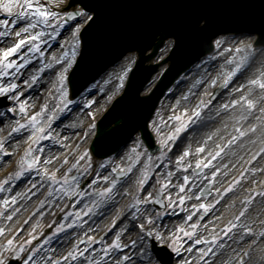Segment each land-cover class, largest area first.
Segmentation results:
<instances>
[{
  "label": "bare ground",
  "instance_id": "1",
  "mask_svg": "<svg viewBox=\"0 0 264 264\" xmlns=\"http://www.w3.org/2000/svg\"><path fill=\"white\" fill-rule=\"evenodd\" d=\"M55 2L61 14L73 10V8H66L63 0H55ZM79 7L80 5L75 4V8ZM84 19L86 17H83L82 21ZM18 20L10 23L8 31H19L30 22L22 20L18 23ZM74 25L76 24L72 26ZM4 27L3 24L0 26L1 29ZM75 28L77 29V26ZM34 30L36 28L28 34L32 35ZM76 35L77 31L71 27L60 36L58 44L49 45L46 40L40 50L43 56L46 55L44 60L36 63L30 60L29 67H21L16 75H6L4 78L0 76V81L4 79L6 82L7 78L15 81L14 98L17 101L22 99L25 101V104L29 106L26 107L28 113L38 112V101L42 99V95H48L52 91L59 96L56 99L63 103L60 108H55L47 115L36 113L33 121L24 128H18L15 119L13 120L9 113L0 111V143L4 139L7 140V146L1 148V152L4 153L0 156V172L6 168L8 173L15 168V161L19 155L28 147L35 145L37 146L36 157L39 158L38 168L44 169V172H46L45 169L47 172L55 169L59 174L67 166L72 165L79 152L89 147L95 134L92 117L100 116L103 105H106L113 89L117 88L115 85L119 81V74L121 72L123 74L128 64L136 58V54L131 53L127 55L125 61L118 63V66H112L111 71L106 72V75L101 78L99 89L91 91L81 102L70 104V100L67 97L65 99L68 91L65 89L67 93L62 95V91L54 87L57 82V73L66 69L69 63L66 64V60H62L61 55L65 52L60 49L70 46ZM43 38L41 36L39 41ZM245 38L244 35H227L222 38L219 49H216V56L203 59L199 66H195L189 74L182 76L175 87L168 91L166 99L161 104L160 113L162 114L159 118L165 121L161 143L164 150L171 148L167 151L169 154L167 166L171 167L165 171V176L171 172L172 180L165 179V182L172 185L169 187L172 197H176L178 201L182 200V204L173 210L169 209L158 229L162 237L169 236L172 228L175 230L178 227H185L186 224H198L196 229L199 230V234L194 231L196 235L193 236L191 242L179 246L181 258L178 262L180 264H236L239 258H243L245 264H264V195H262L264 193V151H262L264 149V112L260 110L264 109V89H261L259 83H249L254 79L264 81V49L255 47L252 51L248 50L249 55L243 57V52L253 40V37L247 41ZM16 39L14 36V41H8L7 36H0V49L11 46ZM39 41L37 42L41 44L42 42ZM236 43L238 44L235 45ZM22 50L23 48L21 52ZM19 54L16 55L19 56ZM241 60L244 63L240 70L236 71L235 65ZM229 71L234 73L230 78L228 77ZM33 76L36 77L35 80L31 78ZM213 80L216 83H212ZM218 83L224 85L221 96L211 97L212 102L205 106L200 104L201 93L205 94L210 87ZM241 85L244 87L241 88ZM104 95H106L105 98ZM241 96L253 100L256 107L249 106L246 100L240 99ZM89 100L94 103L90 105ZM232 101H237V103L231 104ZM229 104H231L230 107H225ZM196 109L200 111L198 116L193 115ZM182 114L187 117L183 122L186 126L179 133L176 132L169 137L173 126L167 124H170L172 118ZM253 125L255 128L249 131ZM17 128L18 130H14ZM41 129H43L42 132ZM240 132L244 135L241 136ZM42 134L49 137L47 141L41 140ZM139 137L138 134L130 145L115 157L120 160L130 155ZM221 149L223 151H220ZM186 152L188 155H185ZM217 152L219 155H216ZM3 156L6 158H2ZM89 156L94 163L97 162V156L93 154ZM180 156L184 157L182 163L177 162ZM198 160L208 169L206 168L201 180L195 182L185 173V170L189 168L188 166L185 169V163L195 164ZM209 160L212 161L211 164L207 163ZM81 163L82 161L78 162V164ZM142 167L143 163L134 166L126 180H119L114 187V195L109 200L95 207L90 203L85 204L83 207L90 209L91 212L82 217L84 224L70 232L61 231V234L45 249L42 256L38 257V263L46 261V264H49L52 259L58 260L61 256H68L67 253L65 254L68 247L65 250L64 247L74 248V241L82 233L88 236L90 232L85 231L88 226L94 235L109 226L106 231L109 233V242L113 240L114 235L120 233L121 242L127 247L110 251L109 257L101 258L97 260L98 262L93 255L88 253L87 257L76 260L74 264H82V261L86 264H93V262L112 264V261L125 254L130 256V260L125 264H152L153 257L147 254V251L145 255H139V249L144 247L145 243V240L140 241L139 238L142 231L140 225L146 221V217L147 219L149 216L152 217V208L145 209L144 204L141 203L137 212L134 213L126 210V202L122 203L127 189L135 194L139 192L137 188L139 186L142 190L140 195L143 197L153 188L155 180L147 183L144 181L141 184L143 179H139L138 175ZM159 169L160 166L156 169V174L160 177ZM242 169L247 170L251 177L242 176L240 173ZM79 171L81 173L80 169ZM213 172H216L215 177L212 176ZM91 174L92 184L94 177L96 182L103 181V177H108L109 173L103 168L102 171H93ZM40 177L22 175L16 185L0 190V199H9V206L0 212L2 213L0 214V230H4L6 241L20 227H22L21 233L27 231L31 223L41 219L44 211L47 213L51 211L49 205L52 204L51 208H57V204L63 198L50 190L49 184L44 186L47 182L45 178ZM201 181H212L215 190L214 195L206 201L210 213L203 221L198 220L197 214L193 216L197 207L202 208V203L198 199ZM11 197L16 198L14 203ZM181 197L183 199H180ZM13 224H15L13 230L9 232ZM222 227H228L225 229L227 231H224L226 234H217ZM245 228H251L252 231L246 232ZM215 234L219 240L212 247L208 242L215 237ZM133 241H135V246L132 244ZM1 249L0 246V251ZM209 249L210 254H208ZM201 256L204 257L203 260Z\"/></svg>",
  "mask_w": 264,
  "mask_h": 264
},
{
  "label": "rangeland",
  "instance_id": "2",
  "mask_svg": "<svg viewBox=\"0 0 264 264\" xmlns=\"http://www.w3.org/2000/svg\"><path fill=\"white\" fill-rule=\"evenodd\" d=\"M5 2H7V0H0V4L5 3ZM39 2L46 3L51 8L52 11L57 12L59 14V19L55 23L51 24L50 26L43 27V28L36 27V30L32 31L36 33H42L41 36L44 37L43 40L39 41V42H42L41 44L37 42V45L39 48L38 51L29 52L30 44H25L19 56H17L18 54L17 55L14 54L12 55V57H10V59H16L17 64L21 65V67H24V68L29 67L30 60L31 62L36 63V62H39L45 59L46 55L44 54L43 56V54L40 53V50H42L41 47L43 43L46 42V40L49 43V45L58 44L60 34L61 33L63 34L65 30L71 27L75 31L76 28L74 29V27L77 26V24L78 25L81 24L80 20H82L83 18V17H75L70 20H66L65 14L59 13L60 9L56 7L55 0H39ZM21 3L23 4V0H21ZM14 20H18V23L22 20L30 21L29 17L18 14V10L16 13L9 15L8 13L4 12L2 8H0V21L9 22L7 25H4L5 27L3 29L0 28V32L9 30L10 23ZM73 24H76V25L72 26ZM1 25L2 24H0V26ZM53 29L55 30L54 32H53ZM225 36L226 35H224V37ZM244 36L246 37L245 38L246 41L250 40L253 37L251 44L248 45L246 50L243 52V57H246L247 55H249L248 50L252 51L254 50L255 47H258V45L254 44L256 35H244ZM7 39L8 41L9 40L14 41V35L9 34L7 36ZM221 39L222 38H219V39L217 38L215 40V48L217 50L219 49V47L216 46L217 42L219 43L222 42ZM237 44L238 43H236L235 45ZM79 47H80V41H79V35L77 34L75 36V42L73 40V43L70 46H65V48L63 47L62 50L60 49V51L65 52V54L62 53L61 55L62 60H66L67 62H69L67 65L66 71H65L66 79L62 83L59 80V74L61 72L57 73L56 75L57 82L55 84L54 89L56 88L57 90H61L62 95H66L67 93L66 92L67 87H68L67 74L74 62V59L76 57ZM73 51H75V55H73ZM215 56H216V53L214 52V54H210L209 57H204V59H209ZM25 57H27V63H24ZM131 65L132 63L129 64L128 68L125 69V72H123V74L122 72L119 74L120 75V77H118L119 81L115 85L117 86V88L113 89L114 91L111 94V96L108 97L106 105H103V109H105L111 103L115 95L118 92H120L121 89L123 88L124 81L127 76V72L129 68L131 67ZM18 71L19 70H17L16 67H13L12 69H8L9 74H5L1 77L4 78L6 75L7 76L16 75ZM121 77H123L122 86H120ZM1 82H3V84ZM100 82H101V79L99 80L98 83H94V86H91L89 91L85 93L82 97H80L78 100H77V97L72 98L69 95L68 96L66 95L65 99L68 98L70 100L69 101L70 104L79 103L83 99H85L91 91H95L96 89H99L100 87L98 86ZM9 84H15V81L14 80L11 81L9 78L6 79V82L4 79L0 81V86H7ZM171 89L172 88H170V90ZM209 89H208L209 91L206 92L205 94L202 92L203 93L202 95L201 93V97H200L201 103L200 104H202L203 106L210 104L212 102L211 97L213 95L219 98L224 89V85L223 83H218L215 86L210 87ZM13 93H14L13 89H11L8 93H6L7 94L6 103L0 105V111L5 112L6 114L9 113L11 117H13V120L15 119L16 125L19 126L18 128H24L30 122H32L33 117L35 118L36 116V113H39L41 115H47V113H49L50 111L54 110L55 108H60V106L63 105V103H61L62 101H58L56 99V98H59V96L54 91H52L48 95L47 94H45L44 96L42 95L41 97L42 99L38 101V105H37L38 112L28 113L26 107H29V106L25 104V101L23 99L21 101H17V99L15 100ZM3 94L5 93H0V95H3ZM105 97L106 95H104V98ZM218 98H216V100ZM21 104L24 105L23 109H21L20 107ZM15 111H18V113L16 114ZM160 111H161V105L159 107V110L156 113L155 119L151 123L150 129L151 131L155 133V136H156V139H158L160 148H162L161 155H156L155 153L154 154L149 153L144 142L139 139L137 142V145H135V147L133 148L134 149L133 152L132 151L130 152V155L128 156L126 155L125 157H122L120 160H118V158H116L114 155L113 159H110L107 161H104V159H97V162L94 163L93 159L89 156V150L87 148H84L81 152H79V155L74 158L72 165L67 166L64 170L62 168L61 170L63 171H61L58 174L55 169H51L49 172H44V169H39L38 168L39 162H37L32 167H29V164H26L25 159L28 153H30V157H36V154H37L36 152L37 146L32 145L28 147L26 150H24V152H22L19 155V157L15 161L16 163L15 168L8 171V173L6 171L7 169L4 168V170L0 172V174H2L0 176V185L3 186L2 188H0V190H4L6 189V187H13L14 185H16L19 182L22 175H29V176H32L33 178L37 176H41L40 178H45L47 182L44 186H47V184H49L51 188L50 190H52L53 192H56L58 196H62L63 198L61 199L60 203L57 204V208H51L52 204L49 205V209H51V211L49 213H47V211H44L41 219L34 221V223H31L27 231L21 233L22 231L21 229L18 233L17 232L13 233L14 235H12V237L8 240V241L13 242L10 247H9L8 241L3 242L6 240V237H5V234H3L4 230L2 229L3 231H0V242H1L0 246L2 247L0 251V261H2L4 264L8 260V258L18 257L19 259H21L22 264H25V262L29 260H31V264H39L38 257L42 256V253L45 251V249L48 248L49 245L54 241V239H56V237L61 234L60 233L61 231L65 232L68 230V232H70L71 230L77 227H80L84 224V222L82 221V217L91 212L90 209H86L83 207L85 204L90 203L93 205V207H95V205L100 204L103 201L109 200L114 195V190H115L114 187L117 184V182L119 180L121 181L126 180L130 176V173L133 170V167L134 166L136 167L137 165L143 163V167L141 168V172L138 175V177H140L139 179H143L142 181L143 182L145 181V183L151 180H155L153 188L151 189V191H149V193L153 194V197H149V193L144 195L146 197L144 196L142 197L140 195V193L142 192L141 187L138 186L137 188L139 192L135 194L131 193L128 189L127 191H125L126 194L124 193V195H126V197L123 196L122 203L126 202L125 206L128 212L131 211V212L136 213L138 210V206L141 203L144 204L145 209L147 207L152 208L151 223H149L146 217V221H144L143 224L149 225L150 231L154 233L152 236L158 242H160V244L161 243L166 244V246L172 252L175 253V256L170 264H180L178 262V260L181 258L179 246L183 245V243L191 242L193 239V236L196 235L194 231L197 234H199V230L196 229L198 224H194V225L186 224V226L182 228L178 227L175 230L172 228V231L170 232L171 234L169 236H163L162 240L158 239V237H162L160 230L158 228H159V225L161 224V221L164 219V215L169 212V209L173 210L182 204V200L178 201L176 197H172V191L169 190L170 189L169 187H171L172 185L165 182V179L172 180V177L170 176L171 172H168V174L165 176V171H168L171 167V166L169 167L167 166L168 156H169L167 151H170L171 148H167L166 150H164V147H162L161 139L163 138V135H164L162 134V130H163L165 121L162 119L160 120L159 116H161L162 114L160 113ZM96 119H97L96 117H92L93 123L96 121ZM186 119L187 117L184 114L177 115L176 117L171 119L170 124H167V125L173 126V131L169 135V137H172L174 133L176 132L179 133L180 131H182V130L177 131V129H180L181 124H183V122ZM40 138H42L41 140L47 141L49 137H47L45 134H42ZM6 141L7 140L4 139L0 144H3V146H7ZM49 143H51V141H49ZM3 153L4 152H1V148H0V156ZM2 158H6V157L3 156ZM77 161L78 162L82 161V163L78 164ZM177 162L182 163L183 161L179 159L177 160ZM185 164H186L185 169H187L189 166V168L185 170V173L190 179H193L195 182L201 180L203 173L208 169L207 167L204 166V163H202V166H198L196 163L190 164V165L189 163H185ZM159 166H160V169H159L160 177L158 174H156V169ZM177 167L179 168V166ZM21 168L23 169L22 175L19 174ZM103 168L105 170H108L109 179L108 180L103 179V181L98 180L96 182V178L94 177L93 183L91 184V179H90V176L92 175L91 173L93 171L94 172L102 171ZM129 168H131V171H129ZM79 169L81 170V173ZM77 171L78 173H76ZM52 172L56 174L55 181H53L51 179V176L49 175V173H52ZM116 172H123V177L121 179H116L115 177ZM246 173H247V170L243 171L241 174L242 176L244 175L250 178L251 177L250 173H247V174ZM240 179H242V177ZM113 181H115V183H113ZM205 184L209 185L210 193L204 196L201 194V190ZM158 186L161 188V192L163 194L162 197H163V200L165 201V208L163 210H160L156 206L153 205L154 193ZM213 188H214V184L212 181H203L202 184L200 185V188L198 190V199L201 201L202 205H207L206 204L207 199L211 197L212 195H214L215 190ZM105 189H111V191L104 192ZM73 195L74 197L70 199V197ZM256 195L254 197H256ZM176 196H177V193H176ZM5 199L9 200L8 198L0 199V212H3V210L9 206L8 203L5 204L4 202ZM209 213H210V210H208L207 208L197 207L196 211L193 212V216L197 214L199 218L198 220L203 221L206 217H208ZM153 224L156 225V227ZM14 225L15 224L11 226L9 232L13 230ZM107 227L105 228L107 229ZM57 229H59V231H57ZM225 229H228V227L220 228L217 234H226L225 232L227 230L225 231ZM217 234H215V237L210 239V242L212 243L208 242L212 247L219 240V238H216ZM99 235L101 236L100 238H99ZM99 235H96L93 237L91 235V237L86 239L85 243L83 244H80L78 240H76L75 246L70 252L75 253L77 249H79L80 251H84V249L87 247L88 249L87 252H91V254L93 253V256L95 255L94 258H96V262H98L97 260L101 259V256L97 255L98 252H102V251L110 252L114 250H119L115 248L109 249L107 247V245L110 244L109 237H107L109 235L108 232L100 231ZM141 237L146 239L144 229L139 238ZM97 238L98 240L95 241V239ZM114 239H115V236L113 240ZM81 245H84V246L81 247ZM21 246L23 248V251L19 250ZM91 246L93 249L91 248ZM146 249H148L147 254H150L153 257L152 264H162L159 262L155 254L152 252L151 246L148 243V241L146 243ZM86 253L83 257H87ZM83 257L77 256L75 259H72L71 257H69V254H68L67 256L68 259L65 262V264H74L76 260H81L83 259ZM119 260L122 261V264L124 263L123 259H117V261ZM63 263H64V260L63 261L59 260V264H63ZM41 264H46V261H44Z\"/></svg>",
  "mask_w": 264,
  "mask_h": 264
},
{
  "label": "water",
  "instance_id": "3",
  "mask_svg": "<svg viewBox=\"0 0 264 264\" xmlns=\"http://www.w3.org/2000/svg\"><path fill=\"white\" fill-rule=\"evenodd\" d=\"M79 3L93 11L94 17L84 29V49L70 74L74 94H77L105 66L127 50L137 49L140 52V60L131 72L124 95L116 101L98 125V136L94 144L106 140V145L111 148L107 149V152L115 150L135 130L141 129L144 133L147 132L146 123L164 90L206 50L205 45L210 44L211 39L219 31L244 28L252 22L258 32L264 33V0H77L76 5ZM202 20L205 21L203 25H201ZM230 34L235 35L234 33L224 35ZM224 35L218 38H223ZM168 36L176 39V44L169 56L171 65L153 94L149 97H140L139 91L157 67V64L145 65V61L156 53ZM171 43L172 40L168 39L165 48L149 63L160 62L170 52V49H167ZM150 48H153L152 53L146 55L145 52ZM258 49H264V45H258ZM214 52L216 48L182 73L165 91L149 121V128L170 88H174L182 76L189 74L195 66H199L204 57H209ZM127 55L118 63L125 61ZM118 63L114 66H118ZM166 65V62L160 65L157 73L143 89L142 95L146 96L149 93ZM111 68L107 72H110ZM104 75L106 73L77 95V100ZM129 104H131L130 108H128ZM113 110L114 113L111 115ZM112 123H114L113 127ZM152 133L159 146L155 154L161 155L162 148H160L155 133L153 131ZM137 135L136 133L115 154L105 158L104 161L113 159L114 155H119L121 150H125V147H128ZM203 193L207 194L208 191L204 190ZM9 264H17V261L12 260Z\"/></svg>",
  "mask_w": 264,
  "mask_h": 264
},
{
  "label": "snow or ice",
  "instance_id": "4",
  "mask_svg": "<svg viewBox=\"0 0 264 264\" xmlns=\"http://www.w3.org/2000/svg\"><path fill=\"white\" fill-rule=\"evenodd\" d=\"M63 2L65 3V7L66 8H73L72 11H65V16H70V17H87L88 21H91L93 19L92 15H89L88 11H86L87 6H84L81 9H76L75 8V4L77 2V0H63ZM0 8L3 9L4 12L8 13L9 15H12L14 13L17 12L18 10V14L20 15H24L29 17L30 22L26 23L25 26L23 28H21L19 31H15L12 30L11 32L8 30H5L3 32H0V36H8L9 34L14 35L17 39L15 40L14 43H12L11 46H6L2 49H0V76H3L5 74H9L8 73V69H12L13 67H16L17 70H19V68L21 67V65L17 64L16 59H10V57H12V55L15 54H19L21 52V49L24 47L25 44H30V48H29V52L32 51H38V45H37V41H39L41 39V35L42 33H36L33 32L32 35H29L28 33L35 29L36 27H47L50 26L51 24L55 23L58 19H59V14L57 12H54L51 10V8L46 4V3H40L39 0H23V4L21 3V0H7V2L0 4ZM9 22L8 21H0V24L3 25H7ZM13 23H15V21H13ZM80 29V25H77V29L76 31L78 32ZM55 30L53 29V32ZM73 40L75 42V36L73 37ZM217 47H220V43L217 42ZM73 55H75V51H73ZM24 63H27V57H25L24 59ZM65 63L67 64L68 62L65 61ZM244 63L243 60H241L240 63H237L235 65V70L239 71L242 64ZM65 71L66 69H62L61 73L59 74V80L62 83L65 79ZM234 73L232 71L228 72V77L230 78ZM33 80H35V76L31 77ZM227 81H225L226 83ZM25 83H27V81H25ZM212 83H216L215 80L212 81ZM250 84H257L259 83L261 89H264V81L261 80H251L249 81ZM123 85V77H121L120 79V86ZM244 85H241V88H243ZM16 88L15 84H9L7 86H0V93H8L11 89ZM241 100H246L247 104L251 107H256V104L253 100L251 99H246L245 96H241L240 97ZM88 103L91 105L92 103H94V101L89 100ZM237 101H232L231 104H236ZM231 104L229 105H225V107H230ZM21 109L24 108V105L21 104L20 105ZM262 112H264V109H260ZM200 114L199 109H196L193 112L194 116H198ZM34 119V117H33ZM179 119V118H178ZM186 125L181 124L180 129H177V131L183 130V128ZM19 127V126H18ZM255 128V125L252 126V128L249 129V131H252ZM14 130H18L14 129ZM43 131V129H41V132ZM50 134V133H49ZM240 135H244L243 132H240ZM3 144H0V148H3ZM201 151H203V149H200ZM30 151V149H29ZM220 151H223L222 149ZM262 151H264V149H262ZM185 155H188V153L186 152ZM216 155H219V152L216 153ZM38 157H28L29 160V167H32L33 165H35L38 162ZM179 159L181 161H183L184 157L180 156ZM208 164H211L212 161L209 160L207 161ZM196 164L198 166H202V162L201 161H196ZM45 171L47 172V169H45ZM129 171H131V168H129ZM218 171V170H217ZM20 175L23 174V169L21 168L20 170ZM49 175L51 176V179L53 181L56 180V174L54 172L49 173ZM146 175V173H145ZM216 172L212 173V176L215 177ZM104 180H108L109 177L105 176L103 177ZM187 179V177L185 178ZM113 183H115V181H113ZM143 183V181H141V184ZM3 186L0 185V188H2ZM181 187H183L181 185ZM111 191V189H105L104 192H109ZM19 195V194H18ZM262 195H264V193H262ZM149 197H153L152 193H149ZM15 197H11L12 202H15ZM180 199H183V197H181ZM5 204L8 203V200L5 199ZM202 207L207 208L208 205H202ZM241 215H244V213H241ZM235 219H239V217H235ZM148 221L149 223H151L152 218L149 216L148 217ZM146 226L144 224L140 225V228H145ZM3 231V230H0ZM57 231H59V229H57ZM244 231L246 232H251L252 229L251 228H245ZM148 235H153L154 233L149 231L147 233ZM85 239H88L87 237ZM158 239H163V237H158ZM121 241L120 235L117 234V236L115 237V239L107 245V247L109 249L115 248V249H120L122 247L126 248L127 245H124ZM13 242L12 241H8L9 247L11 246ZM81 243H83V241H81ZM133 246H135V241L132 242ZM20 251H23L22 246L19 249ZM88 251L87 248L84 249V251H80L79 249L76 250L75 253H69V257H71L72 259H75L77 256L79 257H83L85 255V253ZM146 248L141 247L139 249V255L143 256L146 254ZM211 253V250H208V254ZM97 255H100L101 258H106L110 256V253L107 251H102V252H98ZM245 255H248V253H245ZM203 256H201V260H203ZM67 257L61 256L59 257V260H66ZM59 260L57 259H52L50 260L49 264H59ZM130 260V256L129 255H123V261L124 262H128ZM0 264H3L2 261H0ZM25 264H31V260L26 261ZM82 264H86V262L82 261ZM93 264H95V262H93ZM112 264H120L119 261H112ZM236 264H245L243 258H239L236 262Z\"/></svg>",
  "mask_w": 264,
  "mask_h": 264
}]
</instances>
